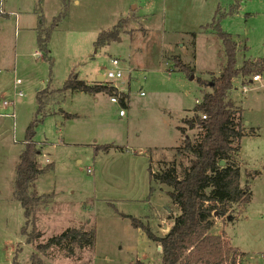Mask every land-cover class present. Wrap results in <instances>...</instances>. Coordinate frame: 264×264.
I'll return each instance as SVG.
<instances>
[{
	"label": "rangeland",
	"instance_id": "rangeland-1",
	"mask_svg": "<svg viewBox=\"0 0 264 264\" xmlns=\"http://www.w3.org/2000/svg\"><path fill=\"white\" fill-rule=\"evenodd\" d=\"M0 3V264H13L15 253L18 264L158 263L156 242L124 215L160 236L170 222L168 212H177L169 187L151 178L148 166L154 172L159 161L173 158L183 141L180 119L211 91L200 80L217 75L225 64L220 38L201 28L215 16L236 42V66L254 60L264 50V0ZM39 22L42 28L56 24L46 39L47 52L37 44ZM116 24L119 39L95 47L98 34ZM175 56L192 71L175 68ZM112 58L122 77L103 81L127 94L125 106L103 91L61 90L70 75L98 82ZM245 79H233L230 97L245 126L235 161L240 185L248 182L251 197L243 212L234 208L230 220L214 216L211 232L221 235L225 248H234L226 262L264 264V80L246 83L242 92ZM39 91H45L44 104L36 114ZM39 118L33 128L41 145L38 163L52 166L35 180L40 202L26 227L31 236L36 231L41 236L26 243L22 208L12 194L13 168L27 126ZM186 133L196 138V129ZM67 228L91 229L92 247H75L72 255L57 246L35 250V243Z\"/></svg>",
	"mask_w": 264,
	"mask_h": 264
},
{
	"label": "trees",
	"instance_id": "trees-1",
	"mask_svg": "<svg viewBox=\"0 0 264 264\" xmlns=\"http://www.w3.org/2000/svg\"><path fill=\"white\" fill-rule=\"evenodd\" d=\"M214 17L201 29L212 30V33L220 38L225 64L217 75H212L209 80H200L204 85H209L211 91L205 92L201 101L195 103L190 116L186 115L180 119L177 128L183 135V141L174 147L173 158L169 161H159L160 166L154 172L150 164L148 166L150 177L169 187L167 193L179 212L175 216L168 215L172 224L163 236H156L147 225L130 215H124L134 227L141 228L147 238L158 243L161 252L158 264H226V255L234 248L231 245L225 248L221 235L211 232L213 218L234 216V208L243 212L251 197L248 182L244 187L240 185V166L235 161L240 138L246 133L243 130L245 126L241 121L240 109L234 105L230 92L234 78L247 77L242 82L249 83L253 74L264 72V50L262 56L254 60H243L236 66V42L229 32L219 27ZM54 25L55 22L42 28L39 22L36 39L41 50L48 51L46 39ZM117 39L119 27L116 24L110 30L101 31L94 46L99 47ZM173 66L178 70L192 71L178 56L173 58ZM61 90L92 94L103 91L109 96H116L117 99L119 97L123 106L124 99L127 98L126 93L118 91L110 82L87 83L71 75L64 81ZM44 92L39 91L36 94V114L41 112L43 107ZM40 121L41 118L34 119L25 130L23 148L18 155L19 161L15 165L12 181L13 197L22 208L24 224L20 231L25 236L26 243H34L41 236L39 231H36L34 237L31 236L30 232H26V227L33 222L34 212L40 202L34 189L35 180L40 173L52 166L45 165L42 168L38 163L41 145L33 139V128ZM187 129H196L195 139L189 137ZM104 149H107V145ZM177 157L180 159L177 160ZM183 157L187 158V163L183 161ZM220 161H223V164H220ZM92 241L91 229L67 228L49 237L45 243H35L34 248L42 250L57 246L72 255L75 247H92ZM239 253L242 255L241 251L238 255ZM34 255L35 252L31 253L30 259H33ZM232 263L235 264V260ZM13 264H18L16 253ZM131 264L144 263L137 259Z\"/></svg>",
	"mask_w": 264,
	"mask_h": 264
},
{
	"label": "built area",
	"instance_id": "built-area-1",
	"mask_svg": "<svg viewBox=\"0 0 264 264\" xmlns=\"http://www.w3.org/2000/svg\"><path fill=\"white\" fill-rule=\"evenodd\" d=\"M1 4V3H0ZM1 11V9H0ZM110 63H111V68H109L103 75V79H118L120 77H122V68L119 67V61L117 58H112L110 60ZM261 80H264V72L263 73H255L253 74L250 78H249V83L251 82H257V81H261ZM104 82V81H103ZM247 86H246V83H242L241 84V91L242 92H246L247 91ZM21 92L19 91L18 94H20ZM110 101L111 102H117L118 99L116 96H110ZM3 105L4 106H8L9 105V102L8 101H3ZM119 114H122V110L119 111ZM11 115H13V112L11 113ZM204 117V116H202ZM238 256V255H237ZM237 258V257H235ZM226 264H232L231 261L229 262H226ZM237 264V263H235Z\"/></svg>",
	"mask_w": 264,
	"mask_h": 264
},
{
	"label": "crops",
	"instance_id": "crops-1",
	"mask_svg": "<svg viewBox=\"0 0 264 264\" xmlns=\"http://www.w3.org/2000/svg\"><path fill=\"white\" fill-rule=\"evenodd\" d=\"M203 29H201V31H202ZM99 76V75H98ZM97 76V77H98ZM102 77H103V75H102ZM246 124V123H245ZM14 169V168H13ZM175 206V205H174ZM176 207V206H175ZM177 210V212L176 213H170V211L168 212V214H167V219H169V223L168 224H164L163 226H162V234H160V236H163L166 232H167V230L169 229V227L171 226V224H172V220L170 219V218H168V215L169 214H172L173 216H175L176 214H178V209H176ZM172 211V210H171ZM154 233V232H153ZM155 234V233H154ZM156 235V234H155ZM157 236V235H156ZM159 236V235H158ZM156 245H157V249L160 251V249L158 248L159 247V245H158V243H156ZM238 250H239V248L237 247V246H235ZM241 251V250H240ZM160 262V261H159ZM158 262V263H159ZM158 263H155V264H158ZM146 264V263H145Z\"/></svg>",
	"mask_w": 264,
	"mask_h": 264
},
{
	"label": "water",
	"instance_id": "water-1",
	"mask_svg": "<svg viewBox=\"0 0 264 264\" xmlns=\"http://www.w3.org/2000/svg\"><path fill=\"white\" fill-rule=\"evenodd\" d=\"M97 81H98V82L103 81V77H102V75H99V76L97 77ZM220 164H223V161H220ZM214 215H216V214L214 213ZM226 219H227V220H230V219H231V215H227V216H226ZM158 248L160 249V246H159Z\"/></svg>",
	"mask_w": 264,
	"mask_h": 264
}]
</instances>
